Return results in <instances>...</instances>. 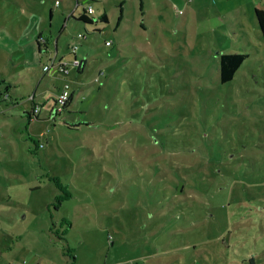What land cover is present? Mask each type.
Returning a JSON list of instances; mask_svg holds the SVG:
<instances>
[{"label": "rangeland", "instance_id": "374dc122", "mask_svg": "<svg viewBox=\"0 0 264 264\" xmlns=\"http://www.w3.org/2000/svg\"><path fill=\"white\" fill-rule=\"evenodd\" d=\"M88 5L95 24L75 19ZM35 28L70 74L26 63ZM223 53L248 54L227 84ZM66 84L71 113L55 118ZM193 154L229 165L206 190L180 181L179 194L161 165ZM72 263L264 264L252 0H0V264Z\"/></svg>", "mask_w": 264, "mask_h": 264}, {"label": "trees", "instance_id": "16d2710c", "mask_svg": "<svg viewBox=\"0 0 264 264\" xmlns=\"http://www.w3.org/2000/svg\"><path fill=\"white\" fill-rule=\"evenodd\" d=\"M90 1L94 2V0H90ZM77 2L79 3V0H77ZM252 4L254 7L258 26L261 31L262 40L264 41V0H252ZM52 15L53 14L51 13V16ZM75 19L79 22L84 23L85 25L95 24L97 21V19L94 16V12L93 14H90L86 7H83V11L79 14V17ZM99 20L104 23L109 22L106 14H104ZM80 35H83L82 38H86V35L84 33H80L79 37H81ZM49 42L50 40L46 39V37H43L42 35L38 37V45L41 48L49 49L48 46ZM40 52H42V49ZM72 55L74 60L75 59L81 60L80 65L75 66V69L79 74H82L85 69L86 62L84 61V59L79 58V56H77L76 54L73 53ZM247 57L248 54L246 53H231V54L223 53L220 56V61H219L220 82L222 84L230 83L235 78L236 73L241 68ZM104 75L105 73L103 71L100 72V76H104ZM74 99H75V90L71 88V94L67 103L64 106V111L61 114L54 115V117L60 118L61 116L66 115V113H71L69 112V107L71 106V103ZM31 101L33 102L34 106H33V112L27 113L30 118L32 116L34 117H36V115L38 116V114H35L34 112V108L38 106L35 103V97L32 98ZM55 105H56V101H55ZM194 155L195 154L191 155V157L193 158V160L191 161L189 160L183 163L168 162L161 165L162 167L163 165H166L167 169H165V167L162 168V171L166 175V178L170 179L169 175H172L175 176V178L178 180L177 183H174V186L176 187V191H178L180 181L184 182L185 188L189 186L191 187L197 186L199 188H204L206 187L208 182L211 183L210 180L211 176L221 175L223 171H225V168L229 165V163L225 162L224 160L221 161L219 159H216V157L213 154L210 155L198 154L195 156ZM230 155H234V154H230L228 152L222 154L224 158H228V159H231ZM155 165L160 166V164H152V168H154ZM195 183L197 185H195ZM171 185L173 186L172 182ZM206 189L207 188H204V190ZM72 259L74 260L73 255H72Z\"/></svg>", "mask_w": 264, "mask_h": 264}, {"label": "built area", "instance_id": "2783aa9c", "mask_svg": "<svg viewBox=\"0 0 264 264\" xmlns=\"http://www.w3.org/2000/svg\"><path fill=\"white\" fill-rule=\"evenodd\" d=\"M57 4H59V2H57ZM86 8L90 14H93V12H94L93 5H88ZM80 36L83 37V35H80ZM78 49H79L78 45H76L73 48L74 51H77ZM80 62H81L80 59H75L73 61V65L78 66V65H80ZM55 66L57 67L58 71L66 74V75L70 74L69 64L67 62H65L64 60L58 61L56 57L52 58L50 60L49 64L44 66V71L46 73H50ZM70 94H71V85L66 84L57 97L56 105L53 109L54 115L61 114L64 111V106L67 103V101L70 97ZM34 112H35V114H38L40 112V107L36 106L34 108Z\"/></svg>", "mask_w": 264, "mask_h": 264}, {"label": "crops", "instance_id": "0c3cea01", "mask_svg": "<svg viewBox=\"0 0 264 264\" xmlns=\"http://www.w3.org/2000/svg\"><path fill=\"white\" fill-rule=\"evenodd\" d=\"M58 2V1H57ZM56 2V4H57ZM57 5H61L60 3L57 4ZM95 14V12H94ZM79 17V16H78ZM36 33V36H34V34ZM35 32H32V34H28V39H32L31 37H35L33 38V40L30 42L29 45L26 46V52H27V55H26V63H32L34 60H35V63L39 62L42 67H43V71H44V66L45 65H48L50 60L54 57L57 58L58 61L60 60H64V59H59L57 57V47H56V50L55 52L53 53L51 48H50V45L48 44L49 46V49H46V48H41L39 45H38V37L40 35H42L43 37H46L45 33H43L42 31H40V29L38 28H35ZM46 39H48L46 37ZM57 43V42H56ZM42 49V52H40ZM45 56L47 58V62H43L42 61V57ZM80 58V57H79ZM59 74H63L61 73L60 71H57ZM45 73V71H44ZM51 73V72H50ZM46 74V73H45ZM35 96V95H34ZM34 98V97H33ZM36 103V102H35ZM40 109H42V107H40Z\"/></svg>", "mask_w": 264, "mask_h": 264}, {"label": "water", "instance_id": "95a60500", "mask_svg": "<svg viewBox=\"0 0 264 264\" xmlns=\"http://www.w3.org/2000/svg\"><path fill=\"white\" fill-rule=\"evenodd\" d=\"M182 187H183V183L179 184V188H178V193L181 194L182 193Z\"/></svg>", "mask_w": 264, "mask_h": 264}]
</instances>
